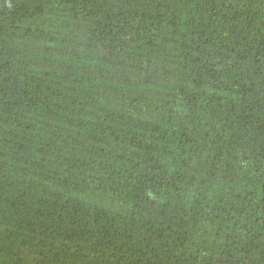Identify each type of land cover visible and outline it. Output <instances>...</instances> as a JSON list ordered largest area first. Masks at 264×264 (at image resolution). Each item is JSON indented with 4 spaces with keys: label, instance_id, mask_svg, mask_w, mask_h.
<instances>
[{
    "label": "trees",
    "instance_id": "trees-1",
    "mask_svg": "<svg viewBox=\"0 0 264 264\" xmlns=\"http://www.w3.org/2000/svg\"><path fill=\"white\" fill-rule=\"evenodd\" d=\"M0 264H264V0H0Z\"/></svg>",
    "mask_w": 264,
    "mask_h": 264
}]
</instances>
